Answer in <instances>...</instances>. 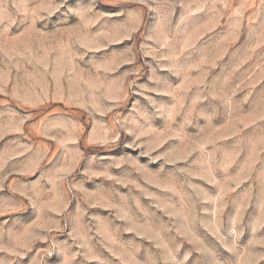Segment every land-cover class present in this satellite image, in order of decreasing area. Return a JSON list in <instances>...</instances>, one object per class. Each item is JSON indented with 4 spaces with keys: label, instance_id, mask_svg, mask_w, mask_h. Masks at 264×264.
<instances>
[{
    "label": "rangeland",
    "instance_id": "374dc122",
    "mask_svg": "<svg viewBox=\"0 0 264 264\" xmlns=\"http://www.w3.org/2000/svg\"><path fill=\"white\" fill-rule=\"evenodd\" d=\"M0 264H264V0H0Z\"/></svg>",
    "mask_w": 264,
    "mask_h": 264
}]
</instances>
